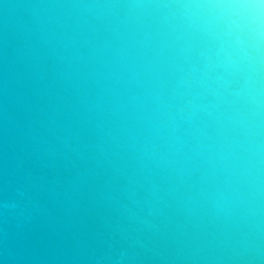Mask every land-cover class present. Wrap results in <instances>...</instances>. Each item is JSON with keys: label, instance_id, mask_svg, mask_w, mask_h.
Segmentation results:
<instances>
[{"label": "clouds", "instance_id": "1", "mask_svg": "<svg viewBox=\"0 0 264 264\" xmlns=\"http://www.w3.org/2000/svg\"><path fill=\"white\" fill-rule=\"evenodd\" d=\"M13 257L264 264V0H0Z\"/></svg>", "mask_w": 264, "mask_h": 264}, {"label": "water", "instance_id": "2", "mask_svg": "<svg viewBox=\"0 0 264 264\" xmlns=\"http://www.w3.org/2000/svg\"><path fill=\"white\" fill-rule=\"evenodd\" d=\"M10 179H13L10 177ZM30 241L37 246H51L56 249L58 254H71L73 236L71 233L62 229L55 231L45 230L43 223L39 220L33 223L29 228ZM8 264H34L31 260H20L15 257L10 258ZM48 264H73L71 260L49 261Z\"/></svg>", "mask_w": 264, "mask_h": 264}]
</instances>
